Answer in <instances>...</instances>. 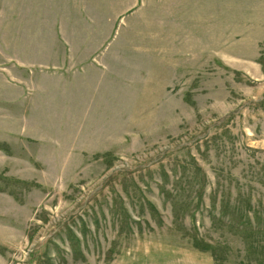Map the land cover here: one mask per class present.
<instances>
[{
  "label": "rangeland",
  "instance_id": "1",
  "mask_svg": "<svg viewBox=\"0 0 264 264\" xmlns=\"http://www.w3.org/2000/svg\"><path fill=\"white\" fill-rule=\"evenodd\" d=\"M0 264H264V0H0Z\"/></svg>",
  "mask_w": 264,
  "mask_h": 264
}]
</instances>
